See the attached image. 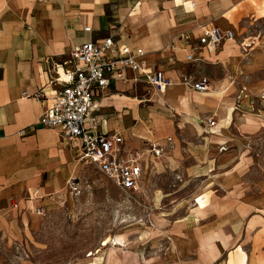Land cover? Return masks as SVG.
Returning a JSON list of instances; mask_svg holds the SVG:
<instances>
[{
  "label": "crops",
  "instance_id": "0c3cea01",
  "mask_svg": "<svg viewBox=\"0 0 264 264\" xmlns=\"http://www.w3.org/2000/svg\"><path fill=\"white\" fill-rule=\"evenodd\" d=\"M213 24L232 28L235 37L224 39L216 49L206 48L199 43L198 36L203 26ZM88 25L92 29L87 30ZM184 31L193 32L196 60H187L186 50L179 48L178 34ZM110 33L120 44L144 47L148 62L163 67L177 80L163 91L151 86L140 72L137 79L114 81L103 90L99 106L87 120L88 125H93V118L98 119L96 129L121 133L128 146L149 148L141 186L144 177L153 176L159 164L171 166L172 162L178 164L181 160L178 155L182 146L176 132L187 124L199 134L209 132L201 134L206 150L229 141L231 136L225 129L231 125L264 126L260 121L249 123L245 116L235 119V103L223 105L220 120L219 116H207L200 109L214 101L217 103L219 96H223V87L231 85L236 75L244 80L251 78L259 58L251 60L248 54L253 52L249 50L258 42L264 48V0H0L1 234L16 224L15 219L19 220L21 213L18 214L23 208L31 206L34 212L36 206L45 209L47 197L59 196L58 192L65 191L71 178L79 172L73 157L86 162L80 156L79 138L68 139L60 127H47L38 122L55 95L51 66L45 59L69 55L83 41ZM172 41L177 45L176 50L171 46ZM240 51L245 56L243 61L237 55ZM69 60L73 61L65 65L73 64V56ZM197 71L198 76L204 74L210 78V90L199 92L178 81L181 72L195 74ZM142 85L151 93L139 94L137 91ZM245 86L240 89L254 90L250 84ZM147 101L151 103L146 106ZM210 117H216L214 125L209 123ZM198 165L187 166V170L191 174L206 175L214 168L210 163ZM234 170L235 166L226 173ZM46 171L48 178L43 181ZM22 193H29L27 203L20 201L17 210L11 200ZM45 193L50 195L45 197ZM205 207L206 201L200 195L191 213H203ZM210 214L199 215L198 222ZM229 222L236 221L233 218ZM248 225L252 226L253 222ZM228 234L220 230L203 234L202 257L196 264H216L222 256L220 244L228 243ZM116 239L119 243L110 245L108 264H146L147 260L142 261L140 253L127 246L126 240L117 236ZM239 249L230 256L229 264H247L243 248ZM98 259L97 256L95 260Z\"/></svg>",
  "mask_w": 264,
  "mask_h": 264
},
{
  "label": "rangeland",
  "instance_id": "374dc122",
  "mask_svg": "<svg viewBox=\"0 0 264 264\" xmlns=\"http://www.w3.org/2000/svg\"><path fill=\"white\" fill-rule=\"evenodd\" d=\"M260 45L258 42L249 50L253 52L248 54L251 60L259 58L251 78L236 75L231 85L223 87L217 103L200 108L207 116L214 114L220 120L223 105L235 103V119L245 116L251 124L264 123V63L260 62L264 61V48ZM240 52L237 55L243 61L245 56ZM72 56L71 50L69 55L45 60L53 71L58 63L68 64ZM249 84L254 90L240 89ZM137 92L151 93L143 85ZM201 122L206 126L204 119ZM225 132L231 136L229 141L206 150L201 134L209 132L199 134L187 124L176 132L182 146L178 164H159L155 174L144 177L140 189L131 193L120 189L93 163L73 157L79 172L59 196L47 197L45 212H34L31 206L23 208L19 220L15 219L18 231L12 225L8 232L0 233V264H108L110 244L106 239L114 236L126 240L146 264H196L202 257L201 236L211 230L230 235L227 244H220L222 256L216 264H229L239 247L247 256V264H264V126L231 125ZM207 163L214 168L206 175L187 170V166ZM234 166L236 170L226 173ZM47 178L46 171L43 181ZM28 194L12 198L18 203L17 210L20 201L27 203ZM200 195L206 207L203 213H191ZM206 213L212 214L198 222L199 215ZM233 218L234 224L229 222ZM177 220L181 221L176 224ZM97 256L100 259L95 260Z\"/></svg>",
  "mask_w": 264,
  "mask_h": 264
},
{
  "label": "built area",
  "instance_id": "2783aa9c",
  "mask_svg": "<svg viewBox=\"0 0 264 264\" xmlns=\"http://www.w3.org/2000/svg\"><path fill=\"white\" fill-rule=\"evenodd\" d=\"M86 29L90 30L92 26L88 25ZM234 37L232 28L213 24L203 26L198 40L206 48L216 49L224 39ZM193 38L192 31L178 34L180 47L186 50V59L191 61L198 58ZM171 46L176 50L175 42L172 41ZM73 59L71 65L58 63L54 67L51 73L55 83L54 101L44 110L38 122L47 127H60L68 139L79 138L82 159L96 165L123 191H137L141 187L149 148L128 146L121 133L96 129L98 119L93 118L94 126L88 125L87 120L92 110L99 106L103 90L114 81L137 79L140 72L151 86L163 91L177 80L163 67L150 64L144 47L120 44L113 33L83 41L73 50ZM178 81L196 91L208 90L211 85L210 78L204 74L197 76L181 72ZM209 121L210 124L216 123L213 117ZM154 150L158 153V149ZM17 204L12 202L14 206ZM34 210L39 214L45 212L42 206H36Z\"/></svg>",
  "mask_w": 264,
  "mask_h": 264
},
{
  "label": "bare ground",
  "instance_id": "6f19581e",
  "mask_svg": "<svg viewBox=\"0 0 264 264\" xmlns=\"http://www.w3.org/2000/svg\"><path fill=\"white\" fill-rule=\"evenodd\" d=\"M61 66V65H60ZM210 90V89H208ZM208 90H204V91H199V92H206ZM163 99V98H162ZM108 240L107 243H109L110 245H116L117 243H119V241L116 239V236L112 237L111 239H106ZM107 243H103V244H107ZM123 243V242H122Z\"/></svg>",
  "mask_w": 264,
  "mask_h": 264
}]
</instances>
